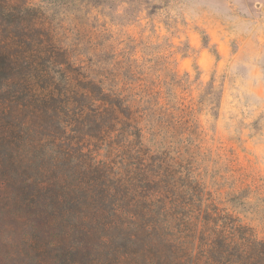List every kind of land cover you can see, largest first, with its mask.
<instances>
[{
    "label": "rangeland",
    "instance_id": "374dc122",
    "mask_svg": "<svg viewBox=\"0 0 264 264\" xmlns=\"http://www.w3.org/2000/svg\"><path fill=\"white\" fill-rule=\"evenodd\" d=\"M12 2L36 8L69 50L72 82H119L136 106L157 110L142 121L147 146L179 162L186 190L193 180L264 237V0ZM16 148L0 164V264L71 263Z\"/></svg>",
    "mask_w": 264,
    "mask_h": 264
},
{
    "label": "trees",
    "instance_id": "16d2710c",
    "mask_svg": "<svg viewBox=\"0 0 264 264\" xmlns=\"http://www.w3.org/2000/svg\"><path fill=\"white\" fill-rule=\"evenodd\" d=\"M36 10L0 0V164L21 145L34 204L63 230L60 258L264 264V237L193 180L186 190L179 162L147 146L142 121L157 110L136 106L119 82H72L69 50ZM232 201L243 203L240 194Z\"/></svg>",
    "mask_w": 264,
    "mask_h": 264
}]
</instances>
